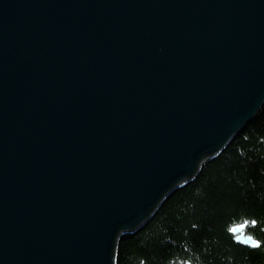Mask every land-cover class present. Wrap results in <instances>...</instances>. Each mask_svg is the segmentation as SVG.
Masks as SVG:
<instances>
[{"label":"water","instance_id":"obj_1","mask_svg":"<svg viewBox=\"0 0 264 264\" xmlns=\"http://www.w3.org/2000/svg\"><path fill=\"white\" fill-rule=\"evenodd\" d=\"M263 102L264 0H0V264H112Z\"/></svg>","mask_w":264,"mask_h":264},{"label":"trees","instance_id":"obj_2","mask_svg":"<svg viewBox=\"0 0 264 264\" xmlns=\"http://www.w3.org/2000/svg\"><path fill=\"white\" fill-rule=\"evenodd\" d=\"M243 222L259 247L234 243L229 228ZM115 264H264V103L194 179L119 242Z\"/></svg>","mask_w":264,"mask_h":264},{"label":"rangeland","instance_id":"obj_3","mask_svg":"<svg viewBox=\"0 0 264 264\" xmlns=\"http://www.w3.org/2000/svg\"><path fill=\"white\" fill-rule=\"evenodd\" d=\"M264 103V102H263ZM262 107V106H261ZM249 122H247L245 125H244V127L248 124ZM243 127V128H244ZM242 128V129H243ZM241 129V130H242ZM240 130V131H241ZM239 131V132H240ZM238 132V133H239ZM237 133V134H238ZM236 134V135H237ZM235 135V136H236ZM234 136V137H235ZM234 139V138H233ZM232 139V140H233ZM231 140V141H232ZM230 141V142H231ZM229 142V143H230ZM229 143L225 146V147H227L228 145H229ZM224 147V148H225ZM223 148V149H224ZM222 149V150H223ZM221 150V151H222ZM221 151H219L216 155H214L213 157H211V158H208V159H206L201 165H200V168H199V171L197 172V174L196 175H194L190 180H188L187 182H185L183 185H181V186H179L178 188H180V187H182V186H184L185 184H187L188 182H190L192 179H194L197 175H198V173L200 172V170H201V168L203 167V165L205 164V163H207V162H209L210 160H212L215 156H217ZM178 188H176V189H178ZM175 189V190H176ZM174 190V191H175ZM172 193V192H171ZM170 193V194H171ZM170 194H168L166 197H165V199L162 201V203L160 204V206L163 204V202L166 200V198H168V196H170ZM160 206H159V208H160ZM158 208V209H159ZM158 209L153 213V215L149 218V219H147L144 223H142L141 225H139L138 227H136V228H132L129 232H126L125 234H123L117 241H116V246H115V248H114V252H113V259H112V264H115V261H116V248H117V246H118V244H119V242L123 239V238H125L127 235H130V234H132V233H134L135 231H137L138 229H140L145 223H147L153 216H154V214L158 211ZM247 224L248 223H246V222H243V223H237V224H233V225H231L230 226V228H229V231H230V233L232 234V236L236 239V236L237 235H242V236H246L247 238H249L250 240H252V248H257V247H259V243L258 244H254L253 243V241H257L249 232H247ZM236 227H238L237 229L238 230H240V231H238V230H236ZM233 239V238H232ZM235 239H233V241L235 242L236 240ZM239 245H241V246H244V247H249V245H244V244H242V243H240L239 242ZM250 248V247H249Z\"/></svg>","mask_w":264,"mask_h":264},{"label":"bare ground","instance_id":"obj_4","mask_svg":"<svg viewBox=\"0 0 264 264\" xmlns=\"http://www.w3.org/2000/svg\"><path fill=\"white\" fill-rule=\"evenodd\" d=\"M262 105H263V104H262ZM260 109H261V107L259 108V110H260ZM259 110H258V111L255 113V115L250 119V121H251V120L257 115V113L259 112ZM250 121H249V122H250ZM237 228H238V227H236V230H238ZM238 231H240V230H238ZM237 236H238V235H237ZM241 237H242L243 239L246 238V236H244V237L241 236ZM232 238L235 239L233 236H232ZM235 240H236V241H235L234 243H236V244L239 245L238 239H235ZM244 245H245V244H244ZM249 247L252 248L251 243H249ZM116 249H117V248H116Z\"/></svg>","mask_w":264,"mask_h":264},{"label":"snow or ice","instance_id":"obj_5","mask_svg":"<svg viewBox=\"0 0 264 264\" xmlns=\"http://www.w3.org/2000/svg\"><path fill=\"white\" fill-rule=\"evenodd\" d=\"M253 243H254V244H258L259 242H257V241H253Z\"/></svg>","mask_w":264,"mask_h":264}]
</instances>
